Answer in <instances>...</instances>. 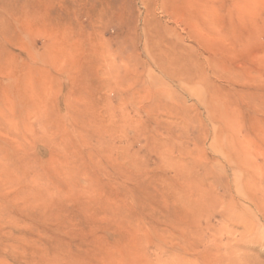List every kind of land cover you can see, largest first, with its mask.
Listing matches in <instances>:
<instances>
[{
  "label": "rangeland",
  "instance_id": "obj_1",
  "mask_svg": "<svg viewBox=\"0 0 264 264\" xmlns=\"http://www.w3.org/2000/svg\"><path fill=\"white\" fill-rule=\"evenodd\" d=\"M0 264H264V0H0Z\"/></svg>",
  "mask_w": 264,
  "mask_h": 264
},
{
  "label": "bare ground",
  "instance_id": "obj_2",
  "mask_svg": "<svg viewBox=\"0 0 264 264\" xmlns=\"http://www.w3.org/2000/svg\"><path fill=\"white\" fill-rule=\"evenodd\" d=\"M190 204V203H189Z\"/></svg>",
  "mask_w": 264,
  "mask_h": 264
}]
</instances>
